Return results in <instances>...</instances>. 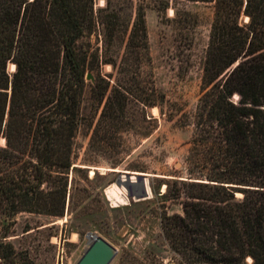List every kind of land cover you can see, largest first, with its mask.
<instances>
[{"label":"trees","instance_id":"trees-1","mask_svg":"<svg viewBox=\"0 0 264 264\" xmlns=\"http://www.w3.org/2000/svg\"><path fill=\"white\" fill-rule=\"evenodd\" d=\"M103 1L0 0V211L9 216L63 215L87 73L101 106L92 149L117 154L123 145L109 133L131 125L128 106L164 103L142 71L144 6ZM188 1L213 2V15L187 179L170 189L181 213L163 212L160 229L181 264H264V0ZM173 20L195 22L184 10Z\"/></svg>","mask_w":264,"mask_h":264},{"label":"rangeland","instance_id":"rangeland-1","mask_svg":"<svg viewBox=\"0 0 264 264\" xmlns=\"http://www.w3.org/2000/svg\"><path fill=\"white\" fill-rule=\"evenodd\" d=\"M133 1L141 3L145 12L149 60L143 62L142 71L164 93V103L143 111L129 104L131 125L109 133L110 141L120 142L123 149L115 147L119 152L114 155L92 149L88 141L101 106L90 96L92 76H85L63 215L9 216L0 211V264H76L89 232L116 249L109 264H181L162 235L160 217L163 212L181 213V197L172 198L170 189L173 181L187 179L184 160L201 94L213 2ZM103 2L95 0L94 8ZM174 10L190 13L194 24L180 28L173 20ZM109 69L103 66L105 72ZM143 113L154 119L140 120ZM120 170L146 174L149 196L135 200L122 193L115 184Z\"/></svg>","mask_w":264,"mask_h":264},{"label":"water","instance_id":"water-1","mask_svg":"<svg viewBox=\"0 0 264 264\" xmlns=\"http://www.w3.org/2000/svg\"><path fill=\"white\" fill-rule=\"evenodd\" d=\"M90 78V74H86ZM146 174L132 171H118L115 184L123 187L125 194L135 200L149 196ZM87 247L82 252L76 264H109L116 254V249L104 238L89 232Z\"/></svg>","mask_w":264,"mask_h":264},{"label":"bare ground","instance_id":"bare-ground-1","mask_svg":"<svg viewBox=\"0 0 264 264\" xmlns=\"http://www.w3.org/2000/svg\"><path fill=\"white\" fill-rule=\"evenodd\" d=\"M12 66V65H11ZM13 67V66H12ZM154 108V107H153ZM2 140V139H1ZM119 189L121 190L122 193H125V190L123 187H119ZM148 189V188H147ZM108 193V192H107ZM116 193V192H115ZM111 201V200H110Z\"/></svg>","mask_w":264,"mask_h":264}]
</instances>
